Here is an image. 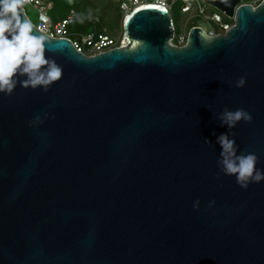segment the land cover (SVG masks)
Returning a JSON list of instances; mask_svg holds the SVG:
<instances>
[{"label": "water", "instance_id": "water-1", "mask_svg": "<svg viewBox=\"0 0 264 264\" xmlns=\"http://www.w3.org/2000/svg\"><path fill=\"white\" fill-rule=\"evenodd\" d=\"M204 1L233 25L183 46L154 6L94 56L33 25L63 75L0 93V264H264V181L241 188L216 142L264 169V0ZM225 108L252 120L228 130Z\"/></svg>", "mask_w": 264, "mask_h": 264}, {"label": "clouds", "instance_id": "clouds-1", "mask_svg": "<svg viewBox=\"0 0 264 264\" xmlns=\"http://www.w3.org/2000/svg\"><path fill=\"white\" fill-rule=\"evenodd\" d=\"M24 3L25 0H0V93H12L18 82L17 74L27 77L19 81L22 87H39L44 91L63 75L62 67L45 56V37L39 32L33 34L34 26L26 16L22 20ZM245 83L246 79L241 77L236 86L243 87ZM218 119L229 130L241 120L251 122L252 115L243 108L235 111L225 108ZM216 142L221 148L217 164L225 175L235 176L241 188L264 181V169L257 167V155L238 154L234 135L230 136L229 131L221 133ZM198 205L199 201L194 202V207Z\"/></svg>", "mask_w": 264, "mask_h": 264}, {"label": "built area", "instance_id": "built-area-1", "mask_svg": "<svg viewBox=\"0 0 264 264\" xmlns=\"http://www.w3.org/2000/svg\"><path fill=\"white\" fill-rule=\"evenodd\" d=\"M176 1L177 0H119L118 5L119 9L123 12V19H125L128 14L145 6L162 8L170 14L171 8ZM243 4L250 3L241 2L238 6ZM26 6L31 7L37 13V24L34 26L38 31L52 38L69 39L76 51L86 56H94L114 48L126 46L128 43L123 32V24L122 31L117 36H110L106 33L96 32L73 35L69 31V27L74 21V11H70L62 20L53 21L49 13L53 8L52 2L47 0H25L22 9L24 10ZM181 11L183 13L193 12L195 18L199 21L197 25L192 27H201L204 30V33L209 37L223 34L233 25V18L219 12L214 7L205 3L204 0H185V4L181 8ZM200 22L209 25L208 29L203 28L200 25ZM172 28L174 35L170 40V43L174 46H183L186 43L187 34L176 32L173 21Z\"/></svg>", "mask_w": 264, "mask_h": 264}, {"label": "rangeland", "instance_id": "rangeland-1", "mask_svg": "<svg viewBox=\"0 0 264 264\" xmlns=\"http://www.w3.org/2000/svg\"><path fill=\"white\" fill-rule=\"evenodd\" d=\"M81 2L89 7V12L92 13V15L94 14V16L98 18L96 19L97 23L105 29L107 34L110 36H117L122 31V19L117 10L119 0H82ZM249 3L256 6L259 4V0H252ZM180 5L181 2H177V4L172 6L170 17L175 25L176 32L187 34L189 29L192 28L191 24H193V22L195 23V16L193 12H180ZM24 11L30 22L33 25H36L37 13L28 6L25 7ZM49 13L54 19H61L64 17L65 6L60 3H55V6H53V9ZM78 24L71 27L72 34H76L80 31V26ZM200 25L205 29H208L209 27V25L202 23Z\"/></svg>", "mask_w": 264, "mask_h": 264}, {"label": "trees", "instance_id": "trees-1", "mask_svg": "<svg viewBox=\"0 0 264 264\" xmlns=\"http://www.w3.org/2000/svg\"><path fill=\"white\" fill-rule=\"evenodd\" d=\"M47 1L52 2L53 6H55V3H57V4L60 3V4H63L65 6L64 17L61 19H54L51 16L53 21L62 20L69 14L70 11H74V13H75L74 21L69 27L70 32H71V27L77 25L78 23H81V24H78L80 26V31L77 32L76 34L87 33V32L106 33L105 29L103 27H101L99 25V23H97L96 19H98V18L96 16H94V14L92 15V13L89 12V7L82 4V2H81L82 0H47ZM145 1H150V0H145ZM250 1H252V0H243L242 2L243 3H249ZM260 1L261 0H259V2ZM177 2H181V5H180V12H181V8L184 6L185 0H177L173 4V6L175 4H177ZM117 10L119 11L120 17L122 19L123 12L119 9L118 4H117ZM194 21H195V23L193 22V24H191V26L198 24V20L196 18ZM73 35H75V34H73Z\"/></svg>", "mask_w": 264, "mask_h": 264}, {"label": "bare ground", "instance_id": "bare-ground-1", "mask_svg": "<svg viewBox=\"0 0 264 264\" xmlns=\"http://www.w3.org/2000/svg\"><path fill=\"white\" fill-rule=\"evenodd\" d=\"M128 15H130V14H128Z\"/></svg>", "mask_w": 264, "mask_h": 264}]
</instances>
